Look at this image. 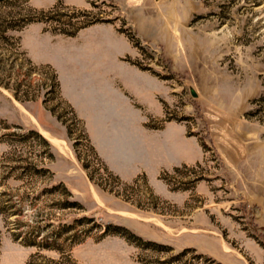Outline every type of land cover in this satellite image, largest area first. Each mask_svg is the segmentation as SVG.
<instances>
[{
    "label": "rangeland",
    "instance_id": "rangeland-1",
    "mask_svg": "<svg viewBox=\"0 0 264 264\" xmlns=\"http://www.w3.org/2000/svg\"><path fill=\"white\" fill-rule=\"evenodd\" d=\"M0 14V264H264V0Z\"/></svg>",
    "mask_w": 264,
    "mask_h": 264
},
{
    "label": "trees",
    "instance_id": "trees-1",
    "mask_svg": "<svg viewBox=\"0 0 264 264\" xmlns=\"http://www.w3.org/2000/svg\"><path fill=\"white\" fill-rule=\"evenodd\" d=\"M6 18H5V16H2L1 14H0V39H2V40H7V37H6V35H5V32L7 31V29L9 28L8 27V25L7 24H9V23H7L6 21H7V19L5 20ZM9 22V21H8ZM7 23V24H6ZM10 26H12V25H10ZM0 55H1V57H3L4 55L7 57L8 55H9V53H7V51H3V50H1V48H0ZM0 57V75L2 76L3 74H4V78H6V77H8V76H10V74L9 75H6V71H4L3 70V68L4 67H2V64H3V58H1ZM10 57H12L13 58V60H15V58L11 55ZM2 72V73H1ZM54 90L56 91V89L58 88V83H57V81H56V76H54ZM0 85L1 86H4V87H8V85H7V83H4V81L3 80H0ZM9 88V87H8ZM37 234V233H36ZM38 235V234H37ZM24 240V242L25 243H28V244H32V241H29V238H26V240H25V238H23ZM34 240V239H33ZM41 246H44V245H41Z\"/></svg>",
    "mask_w": 264,
    "mask_h": 264
},
{
    "label": "water",
    "instance_id": "water-1",
    "mask_svg": "<svg viewBox=\"0 0 264 264\" xmlns=\"http://www.w3.org/2000/svg\"><path fill=\"white\" fill-rule=\"evenodd\" d=\"M194 95V94H193Z\"/></svg>",
    "mask_w": 264,
    "mask_h": 264
}]
</instances>
